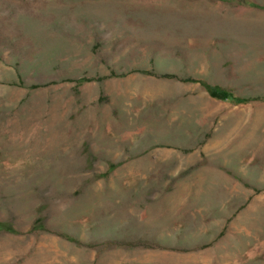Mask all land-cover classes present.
Wrapping results in <instances>:
<instances>
[{"label": "rangeland", "instance_id": "obj_1", "mask_svg": "<svg viewBox=\"0 0 264 264\" xmlns=\"http://www.w3.org/2000/svg\"><path fill=\"white\" fill-rule=\"evenodd\" d=\"M0 80V264H264V0H0Z\"/></svg>", "mask_w": 264, "mask_h": 264}, {"label": "trees", "instance_id": "obj_2", "mask_svg": "<svg viewBox=\"0 0 264 264\" xmlns=\"http://www.w3.org/2000/svg\"><path fill=\"white\" fill-rule=\"evenodd\" d=\"M204 84V83H203ZM208 87V86H207ZM210 88V87H209ZM211 91H213V93L220 95L224 98H229L232 97V94L226 90H221V89H217L216 87H213L212 89H210ZM236 100H240V101H247L248 99H243V98H237Z\"/></svg>", "mask_w": 264, "mask_h": 264}, {"label": "crops", "instance_id": "obj_3", "mask_svg": "<svg viewBox=\"0 0 264 264\" xmlns=\"http://www.w3.org/2000/svg\"><path fill=\"white\" fill-rule=\"evenodd\" d=\"M13 74V72H12V69L10 70V75H12ZM1 81V80H0ZM13 82V80H12V78L7 82V83H12Z\"/></svg>", "mask_w": 264, "mask_h": 264}]
</instances>
